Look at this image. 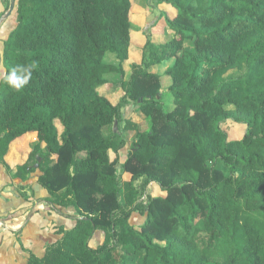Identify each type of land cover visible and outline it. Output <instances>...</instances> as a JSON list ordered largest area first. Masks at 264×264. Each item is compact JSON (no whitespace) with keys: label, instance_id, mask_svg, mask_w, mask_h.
<instances>
[{"label":"trees","instance_id":"obj_1","mask_svg":"<svg viewBox=\"0 0 264 264\" xmlns=\"http://www.w3.org/2000/svg\"><path fill=\"white\" fill-rule=\"evenodd\" d=\"M155 1L176 9L161 13L174 36L148 41L128 78L132 0L16 1L0 164L22 179L39 169L47 205L78 214L27 264H264V0ZM169 60L166 110L163 76L149 69ZM33 63L22 89L6 83L13 67ZM131 104L146 129L124 118ZM226 121L245 125L244 137L229 140ZM116 123L135 133L124 161L127 136L118 145L106 134ZM33 134L38 144L13 169L12 145ZM152 183L165 196L145 203ZM135 212L146 214L139 228Z\"/></svg>","mask_w":264,"mask_h":264},{"label":"crops","instance_id":"obj_2","mask_svg":"<svg viewBox=\"0 0 264 264\" xmlns=\"http://www.w3.org/2000/svg\"><path fill=\"white\" fill-rule=\"evenodd\" d=\"M13 1L0 0V83L6 74L5 42L17 26V4L11 11ZM20 141L12 145L7 157L13 169L27 161L31 152L17 145ZM37 172L42 174L37 169L22 179L0 164V264H27L31 254L43 257L47 246L61 237L59 230L75 225L78 214L74 208L54 210L47 205V190L39 184V178H32Z\"/></svg>","mask_w":264,"mask_h":264},{"label":"rangeland","instance_id":"obj_3","mask_svg":"<svg viewBox=\"0 0 264 264\" xmlns=\"http://www.w3.org/2000/svg\"><path fill=\"white\" fill-rule=\"evenodd\" d=\"M132 45L130 48V58L127 63L124 64L126 71V78H128L132 72L131 65L134 63L140 64L143 61V55L146 50L148 41H152L156 44H164L170 41L174 34L167 25L166 18L161 16L162 12H165L170 17L174 16L176 9L173 6L168 5H158L155 0H132ZM106 62L114 65H119V61L116 59L115 55H108ZM174 60L165 61L161 65L153 66L149 69L150 72L163 76V105L166 110L173 107V97L169 91V87L172 84L170 77L165 75L166 71L172 67ZM105 91H102L104 93ZM108 97L114 104H118L124 97V93L121 89L114 91L112 94H108ZM124 118L135 121L138 124H142L143 128L148 127V121L141 113L137 111V107L131 104L124 110ZM57 126L61 128L60 124L57 122ZM124 123H116L112 128H109L106 132L107 136L113 138L118 145L121 144V140L127 136L126 146L120 151L121 161H124L127 157L128 151L133 147L132 141L134 139V132H126L124 130ZM222 128L228 133L229 140H240L244 137L246 133V126L242 124L235 123L233 121H226L222 124ZM34 135V136H33ZM32 137H26L24 140L18 142L17 145H24L27 152L34 149L35 145L38 144L35 134ZM115 158V154L112 155ZM40 174V173H39ZM38 172L32 175L35 180L39 178ZM130 178L129 174L123 176L124 180ZM30 195L32 193L29 191ZM165 196L164 192L160 187L152 183L146 190L142 197L143 202H147L148 197H159ZM146 220V214L135 212L130 221L131 224L139 228ZM99 241V240H98Z\"/></svg>","mask_w":264,"mask_h":264},{"label":"clouds","instance_id":"obj_4","mask_svg":"<svg viewBox=\"0 0 264 264\" xmlns=\"http://www.w3.org/2000/svg\"><path fill=\"white\" fill-rule=\"evenodd\" d=\"M34 68V63L13 67L5 77L6 83L16 90L22 89L31 80Z\"/></svg>","mask_w":264,"mask_h":264},{"label":"water","instance_id":"obj_5","mask_svg":"<svg viewBox=\"0 0 264 264\" xmlns=\"http://www.w3.org/2000/svg\"><path fill=\"white\" fill-rule=\"evenodd\" d=\"M15 5H16V0H14V1H13V5H12V8H11V11H13V10H14V8H15Z\"/></svg>","mask_w":264,"mask_h":264}]
</instances>
